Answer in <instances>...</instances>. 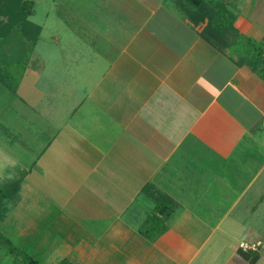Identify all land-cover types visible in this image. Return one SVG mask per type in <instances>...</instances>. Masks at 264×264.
Wrapping results in <instances>:
<instances>
[{
	"label": "crops",
	"instance_id": "crops-1",
	"mask_svg": "<svg viewBox=\"0 0 264 264\" xmlns=\"http://www.w3.org/2000/svg\"><path fill=\"white\" fill-rule=\"evenodd\" d=\"M178 1L68 0L57 12L72 33L50 40L55 77L39 63L24 95L29 68L9 91L33 111L16 113L20 142L13 125L0 129V152L14 163L22 148L35 154L8 180L20 189L5 215L32 199L22 185L38 161L56 184L76 185L55 193L66 201L55 204L58 224L36 225L39 209L26 205L22 228L2 235L39 262L264 264V79L241 42L219 48L204 32L209 16L192 19ZM220 5L241 35L264 38V0H204L201 10ZM148 183L175 202L154 240L139 231L154 209ZM241 241L261 242L256 262Z\"/></svg>",
	"mask_w": 264,
	"mask_h": 264
},
{
	"label": "trees",
	"instance_id": "trees-1",
	"mask_svg": "<svg viewBox=\"0 0 264 264\" xmlns=\"http://www.w3.org/2000/svg\"><path fill=\"white\" fill-rule=\"evenodd\" d=\"M178 3L192 19L209 16L204 32L214 39L219 48L224 49L232 40L241 42L244 49L242 59L264 79V38L256 41L241 35L232 25L234 16L223 5L201 10L204 0H179ZM33 9V0H0V83L11 92L17 91L41 32V25L30 20ZM201 11L204 14L201 15ZM19 189L20 180L0 184V218L6 213V203L16 197ZM142 191L153 198L154 209L147 214L139 231L154 240L167 229L165 221L175 202L149 183L143 186ZM3 242L6 244L5 254L10 256L11 264H43L9 239L3 237ZM242 253L251 263L256 262L259 257L258 251ZM56 264L74 263L63 258Z\"/></svg>",
	"mask_w": 264,
	"mask_h": 264
},
{
	"label": "rangeland",
	"instance_id": "rangeland-1",
	"mask_svg": "<svg viewBox=\"0 0 264 264\" xmlns=\"http://www.w3.org/2000/svg\"><path fill=\"white\" fill-rule=\"evenodd\" d=\"M33 1H34V9L32 15L30 16V20L42 25L41 44L39 41H37L31 53V57L29 59V64L27 67L29 68V70L27 71L28 74L23 79L24 84L22 82L23 87L20 89L21 90L20 94H23L25 90H28L29 86L31 87L32 82L36 79V77L33 76L34 74L37 75L38 73L37 67H39V63L42 66V68H44L45 67L44 65L46 64L45 67L46 72L47 69L49 68V70H51L49 73L54 75L55 77L56 75V71L54 67L55 58L53 56L56 52V48L55 45H53V43L50 40L52 36L61 35V39H62L61 41H63L64 37L68 38V36H70L72 33L71 29L66 24H64L61 19V16H63V11L61 12L62 15L58 14L57 12L59 9H62L63 6L67 5L66 2H68V0H33ZM80 62L81 63L83 62L82 56H79L78 58H76V60H74V63L80 64ZM58 64L60 67L59 61ZM30 67H34V68L30 69ZM23 95L22 96L19 95V97L18 96L16 97L14 94L11 95L9 90L0 83V129L5 126L7 127V124L13 125L12 126V128L14 129L13 131L14 133H12L13 139L16 136L15 131L20 130L21 128L20 125L21 117L18 118L16 113L19 112L21 115H23V112L25 113L26 108H29L30 113L33 111L32 109L33 106L32 104H30L31 102H28L26 100L28 105L22 102L23 99L22 97H24ZM7 103L11 106V108L7 106ZM16 119H18V121ZM13 121H15L14 124ZM16 138L17 136L15 137V143L20 142V140L18 141L16 140ZM8 143L9 141L6 138V136L0 133V145H2L4 148H7V146L9 145ZM34 152L35 149L22 148L20 150V157H22V160L19 163L18 162L14 163L12 160L6 158L2 152H0V183L6 182L9 179L20 177L22 173L25 171V166L27 165L29 160H32L33 158L32 154H35ZM46 154L48 159H54L53 157L55 151L53 148H49L46 151ZM43 166L44 165L43 164L41 165L40 162L38 161L35 164L32 171L30 172V174H28V176L24 179V184L22 185L23 191H25L26 194H28V196L32 197V199L26 202V200L23 199L22 197L18 205L13 207H12L13 202H9L8 214L5 215V217L0 218V264H11L10 256L5 254L6 244L3 242L2 235L5 234L8 228H11L15 231L18 228H22L24 224V216L22 215V213H23V209L26 208V205L32 209L38 208L39 211L41 206L42 209L40 212L38 211L39 216H37L38 220L36 225L42 224L44 222H48V223L53 222L58 224V220L56 218L59 216L55 215V212H57L54 211L55 204L57 206H60L59 204L65 206L66 201L64 198L63 201L61 199H60L61 201L55 200L54 199L55 196L61 197L60 195H57L55 193H62V191H65L66 194L71 195V192H69L70 188H75L76 186L75 184H70V185L56 184L55 169L49 168L46 171V169ZM41 168H44V172H42V174H41L42 171ZM74 202H76V200H74ZM59 219H62V217H59ZM25 224H27V221L25 222ZM29 235L31 236V233ZM43 243H45L44 245H49L51 243V238L49 240L43 241ZM26 244L29 245L28 243ZM55 262L49 264H54Z\"/></svg>",
	"mask_w": 264,
	"mask_h": 264
},
{
	"label": "built area",
	"instance_id": "built-area-1",
	"mask_svg": "<svg viewBox=\"0 0 264 264\" xmlns=\"http://www.w3.org/2000/svg\"><path fill=\"white\" fill-rule=\"evenodd\" d=\"M261 246V242L260 241H241L238 244V248L243 251V252H255L258 251L260 249Z\"/></svg>",
	"mask_w": 264,
	"mask_h": 264
}]
</instances>
